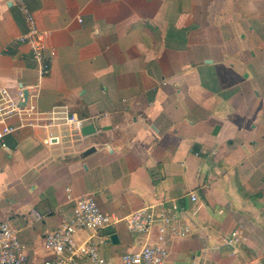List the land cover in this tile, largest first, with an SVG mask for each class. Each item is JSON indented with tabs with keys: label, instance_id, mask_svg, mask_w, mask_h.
I'll return each mask as SVG.
<instances>
[{
	"label": "crops",
	"instance_id": "1",
	"mask_svg": "<svg viewBox=\"0 0 264 264\" xmlns=\"http://www.w3.org/2000/svg\"><path fill=\"white\" fill-rule=\"evenodd\" d=\"M26 3L55 50L51 72L41 79L17 41L28 25L16 1L0 0V89L39 85V110L66 107L95 128L51 127L70 134L53 146L22 128L0 148V222L30 261L52 258L46 234L92 196L116 219L94 236L109 239L111 264L145 245L166 248L170 264H264V0ZM155 203L191 232L131 234L127 217ZM236 228L247 240L233 255Z\"/></svg>",
	"mask_w": 264,
	"mask_h": 264
},
{
	"label": "built area",
	"instance_id": "2",
	"mask_svg": "<svg viewBox=\"0 0 264 264\" xmlns=\"http://www.w3.org/2000/svg\"><path fill=\"white\" fill-rule=\"evenodd\" d=\"M28 25V31L17 38L20 43L30 46L38 65L40 78L51 72L48 53L55 56V50L48 48L46 38L48 32L37 26L34 13L28 7L26 0H15ZM39 85L25 88L21 86L15 94L7 88L0 89V148L7 149L6 138L22 128H42L45 131L43 143L48 146L60 145L69 135L55 134L49 128L58 125H67L71 134L76 135L86 124V120L79 119L64 107L53 109L50 112L39 110L30 99L36 100L39 96ZM25 91L31 96L25 101ZM17 117L18 124L10 121ZM42 121H46L42 123ZM192 199L197 197L193 194ZM116 219L104 213L95 198L84 196L78 199L73 214L69 216L61 227L48 232L45 236V245L51 251L52 258L42 262H31L28 256L27 245L21 241L11 225L0 222V264H111L102 252V246L109 239L95 240V235L115 224ZM157 223L160 227V240L164 242L165 233L170 232L175 237H185L191 229L187 225L178 223L176 212L174 215L162 212L159 203L145 206L134 211L127 217V225L131 234L144 235L150 233ZM82 231H91L87 239L81 240L78 234ZM247 239L241 229H234L226 237V245L232 248L233 255L239 254V245ZM169 251L162 246L145 245L141 248L125 253L121 264H170Z\"/></svg>",
	"mask_w": 264,
	"mask_h": 264
},
{
	"label": "water",
	"instance_id": "3",
	"mask_svg": "<svg viewBox=\"0 0 264 264\" xmlns=\"http://www.w3.org/2000/svg\"><path fill=\"white\" fill-rule=\"evenodd\" d=\"M28 96H29V92H28V91H25V97H24L25 101L28 99ZM94 131H95L94 125H86V126H84V127L82 128V133H83L84 135H89V134H91V133H94ZM111 240H112L113 242L118 241L117 235H116V234H113V235L111 236Z\"/></svg>",
	"mask_w": 264,
	"mask_h": 264
}]
</instances>
